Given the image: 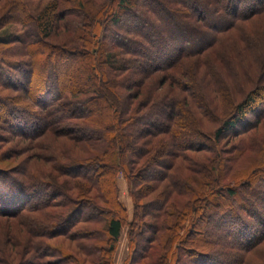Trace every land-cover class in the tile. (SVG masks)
I'll use <instances>...</instances> for the list:
<instances>
[{"label":"trees","instance_id":"obj_1","mask_svg":"<svg viewBox=\"0 0 264 264\" xmlns=\"http://www.w3.org/2000/svg\"><path fill=\"white\" fill-rule=\"evenodd\" d=\"M9 23L1 128L38 141L0 153V264H113L119 175L123 264H264V0H5Z\"/></svg>","mask_w":264,"mask_h":264},{"label":"rangeland","instance_id":"obj_2","mask_svg":"<svg viewBox=\"0 0 264 264\" xmlns=\"http://www.w3.org/2000/svg\"><path fill=\"white\" fill-rule=\"evenodd\" d=\"M3 1H5V0H1L0 4ZM6 8L8 9L7 6H6ZM7 9H5V16H7L6 14H8ZM231 17L232 16H227L226 18L231 19ZM257 17L260 18L261 16H252V18H257ZM245 23H247V22H244L243 25H246ZM17 28H18V26L16 24H11V23L0 28L1 38L5 37L6 34H8V32L14 31ZM50 40H52V39H50ZM44 55L51 56V57L47 58L46 63H48V64L52 63L51 68H48V66L44 67L45 64H42V67L44 70L43 75H45L46 78H48V74L52 70L51 75L53 74L55 76V78H53V80L58 81L61 78V75H60L61 73H64V72L71 70L70 67H68V69H66L60 65V62H58L59 61V53L57 51L50 49V48H44V50L42 52V56L39 54L36 55V57H35L36 61L39 62L40 59H44ZM37 71H38V68L35 70V72L37 73ZM161 73L162 72H157L158 75H161ZM51 79H52V77H51ZM48 81H49V79H48ZM50 81H51V83H53L52 80H50ZM47 91H50V90L48 89ZM12 94L16 95L17 97L21 96L20 93L17 94V92H16V94H14V91L12 92L9 89H2L0 87V95L1 96L7 97V96L12 95ZM208 96L213 100L212 101L213 103L217 102V98H214V94H212V92H210L208 94ZM19 103H20L19 107L22 108V109H20L21 111L18 112L17 116H19V117L20 116L23 117L25 115L24 111L29 112L30 110L38 108L35 105L31 109L28 108L26 100L20 101ZM246 118L249 119L250 121L253 120L251 113H248ZM15 121L17 122L18 120L16 119ZM2 125H3V122L0 121V153H2V155L5 157H9L10 158L9 162L21 161L25 156H29L30 153H33L32 152L33 149L29 150V147H31L32 143H34L35 141H38L37 139L34 140V138H32V139L28 140L26 138L27 136H25V135H28L29 133L23 134L24 132H27L26 130L23 133L20 132L19 130H14V129L5 131V129L1 128ZM249 133H253V132L251 131ZM254 134L256 135V137L258 139H260L261 137H258V136H261V135L264 136V130L261 128H257L254 131ZM240 137L241 136L239 135L236 138H232V139L228 140V143L231 144L234 142H238L240 140ZM200 144H202V142H200ZM229 144H227V147ZM205 145H207V144H205ZM18 153H20V154H18ZM14 156H15V158H14ZM118 186L121 187L120 194H119L120 200L124 203V205L126 207V221L124 222V225L122 226V230H121L119 240H118V244H117V254L115 252L113 264H123V260L125 259L126 255H127V245H126V243H127V231H128L129 221L132 219V201H131V198L129 197V195L126 191L125 180L121 175L118 176ZM153 195H155V194H153ZM9 221H13L12 218H8L6 216H0V227H1V224H3V222H9ZM121 247H123V248H121ZM119 249H123V250L119 251ZM119 252H121V254Z\"/></svg>","mask_w":264,"mask_h":264},{"label":"crops","instance_id":"obj_3","mask_svg":"<svg viewBox=\"0 0 264 264\" xmlns=\"http://www.w3.org/2000/svg\"><path fill=\"white\" fill-rule=\"evenodd\" d=\"M121 188V187H120ZM126 247V246H125ZM121 248H123V247H121ZM122 250V249H121ZM116 254H117V248H116Z\"/></svg>","mask_w":264,"mask_h":264},{"label":"bare ground","instance_id":"obj_4","mask_svg":"<svg viewBox=\"0 0 264 264\" xmlns=\"http://www.w3.org/2000/svg\"><path fill=\"white\" fill-rule=\"evenodd\" d=\"M121 249H119V251H120ZM123 250V249H122ZM120 254H121V252H119Z\"/></svg>","mask_w":264,"mask_h":264}]
</instances>
